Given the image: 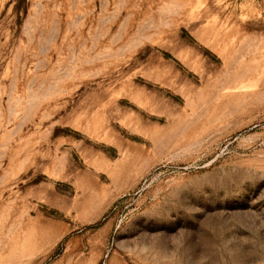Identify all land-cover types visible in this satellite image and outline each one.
I'll return each mask as SVG.
<instances>
[{
    "label": "rangeland",
    "instance_id": "1",
    "mask_svg": "<svg viewBox=\"0 0 264 264\" xmlns=\"http://www.w3.org/2000/svg\"><path fill=\"white\" fill-rule=\"evenodd\" d=\"M0 264H264V0H0Z\"/></svg>",
    "mask_w": 264,
    "mask_h": 264
}]
</instances>
